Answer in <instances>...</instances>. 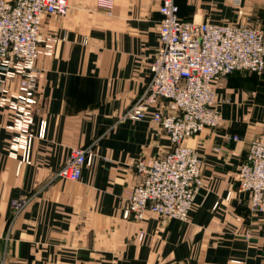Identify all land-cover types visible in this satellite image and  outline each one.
Here are the masks:
<instances>
[{"label": "crops", "instance_id": "1", "mask_svg": "<svg viewBox=\"0 0 264 264\" xmlns=\"http://www.w3.org/2000/svg\"><path fill=\"white\" fill-rule=\"evenodd\" d=\"M111 1L108 10L67 0L65 14L43 18L41 33L61 39L36 61L29 162L10 154L12 116L0 106V264H264V218L250 213L235 181L264 122V70L214 81L222 122L185 141L202 160L203 180L188 219L162 222L150 209L140 219L123 216L137 181L132 160L171 143L150 114L118 118L149 78L160 0ZM176 3L184 20L264 25V0ZM6 87L16 91L17 80ZM89 145L93 158L78 180L55 176L72 148ZM20 197L27 201L13 217L10 201Z\"/></svg>", "mask_w": 264, "mask_h": 264}, {"label": "built area", "instance_id": "2", "mask_svg": "<svg viewBox=\"0 0 264 264\" xmlns=\"http://www.w3.org/2000/svg\"><path fill=\"white\" fill-rule=\"evenodd\" d=\"M96 4L110 10L112 1L97 0ZM68 8L67 0H0V106L9 108L12 116L9 152L17 156L20 151L21 161L29 162L34 137L30 128L38 111L36 61L52 55L61 39L44 36L41 24L46 15H63ZM158 9L160 44L149 63V78L118 118L142 120L150 114V120L167 133L171 147L161 155L132 160L137 181L125 198L123 216L140 219L150 209L162 222L185 221L203 184L202 160L185 141L222 122L215 80L233 71L263 72L264 25L184 20L176 0H160ZM13 79L16 91L6 87ZM92 158L90 145L72 148L55 176L78 180ZM235 181L240 191L248 193L250 213L264 218V122L249 141ZM26 201V197L11 199L13 217Z\"/></svg>", "mask_w": 264, "mask_h": 264}, {"label": "trees", "instance_id": "3", "mask_svg": "<svg viewBox=\"0 0 264 264\" xmlns=\"http://www.w3.org/2000/svg\"><path fill=\"white\" fill-rule=\"evenodd\" d=\"M235 72H244V71H233V72H231V73H229V74H232V73H235ZM250 73H254V74H257V73H255V72H250ZM228 75V74H227Z\"/></svg>", "mask_w": 264, "mask_h": 264}, {"label": "rangeland", "instance_id": "4", "mask_svg": "<svg viewBox=\"0 0 264 264\" xmlns=\"http://www.w3.org/2000/svg\"><path fill=\"white\" fill-rule=\"evenodd\" d=\"M242 73H250V72L244 71V72H242ZM225 76H227V75H225ZM225 76H222V77H225ZM220 78H221V77H220Z\"/></svg>", "mask_w": 264, "mask_h": 264}]
</instances>
